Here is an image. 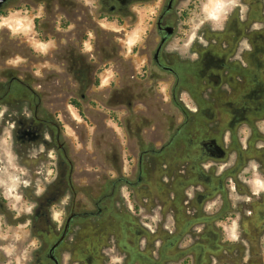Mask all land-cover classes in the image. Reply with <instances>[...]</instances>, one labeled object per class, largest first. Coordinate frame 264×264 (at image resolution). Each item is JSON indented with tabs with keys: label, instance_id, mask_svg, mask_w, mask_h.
<instances>
[{
	"label": "rangeland",
	"instance_id": "obj_1",
	"mask_svg": "<svg viewBox=\"0 0 264 264\" xmlns=\"http://www.w3.org/2000/svg\"><path fill=\"white\" fill-rule=\"evenodd\" d=\"M105 1L10 0L0 9V82L14 74L32 83L40 94L42 109L50 110L54 119L60 120L73 167V183L92 185L99 192L107 178L134 180L140 169L141 151L148 142L160 148L169 141L173 124L183 121L187 104H192L193 98L186 93L189 82L180 94L174 95L173 77L151 64V51L157 42L151 30L155 12H159L164 0L132 1L126 10L113 13ZM242 1L222 9L218 0H178L176 12L165 21L177 28L175 36L165 44L166 56L175 55L174 52L182 58L192 56L189 49L194 41L203 45L230 32L225 29L226 23L228 26L229 18L237 22L235 12ZM258 2L257 8L264 14V0ZM242 6L246 12L245 1ZM194 98L197 102L208 99L199 95ZM26 103L22 101L19 107V114L25 111L24 119L18 121L24 129L30 128ZM76 103L81 105L82 114ZM7 113L16 112L2 103L0 122ZM15 120L12 115L0 136V166L7 167L12 159L16 167L26 172L22 178L31 183L27 187L21 185L18 194L23 197L21 203L36 207L30 215L17 216L11 210L15 201L0 195V235L8 237L0 239V247L14 244L16 248L12 256L0 251V264H17L18 258L20 264H44L48 232L53 226L58 229L65 217L63 206L67 204L58 203L55 193L66 188L63 184H67L68 164L63 163L66 167L61 175L55 150L51 148L49 155H44L43 133L40 138H32L35 145L27 151L13 142L11 129ZM188 134L189 129L183 135ZM247 135L246 128L243 140ZM234 159L232 153L229 162ZM165 162H159L163 170L156 176L155 159L147 157V171L143 165V173L149 176L152 186L129 190L122 184L107 212L92 222V232L89 224L74 223L60 248L62 263L69 264L72 259L70 264H184L187 258L185 264H264V180L254 168L258 167L256 161L250 162L249 169L257 173L251 178L252 190L258 194L248 188L236 190L232 179L228 181L229 204L225 219L220 221L223 239L219 236V252L212 250L216 239L207 238L205 245L199 246L198 242H203L199 239L201 231H193L184 239L187 229L169 246L176 225L174 214L169 210L166 215L161 202L150 201L162 197L157 180H172L173 176L163 167ZM57 167L60 175L54 179ZM37 183L45 189L39 196ZM184 192L183 202L188 209L187 201L194 198V193ZM256 199L261 200L257 208ZM206 202L203 211L212 214L221 198L216 194ZM213 217L214 214L211 220ZM196 223L193 226L199 227ZM17 235L20 240L15 239ZM143 255L147 259H142Z\"/></svg>",
	"mask_w": 264,
	"mask_h": 264
},
{
	"label": "flooded vegetation",
	"instance_id": "obj_2",
	"mask_svg": "<svg viewBox=\"0 0 264 264\" xmlns=\"http://www.w3.org/2000/svg\"><path fill=\"white\" fill-rule=\"evenodd\" d=\"M9 1L6 0L1 4L0 9ZM132 1L137 0H106L105 3L108 4V10L113 13L126 10ZM244 1L248 6L246 12L242 6ZM258 3V0H243L242 3H238L236 12L234 11L237 22L233 23L231 21L233 19L229 18L230 22L225 26L230 32L226 31L220 34V39L208 41L203 45L194 41L189 50L195 58H191L192 56L182 58L178 52H174L175 55L171 54L170 57L165 54L166 43L177 32L175 26L165 21L167 16L176 12L179 2L178 0L162 2L159 12H155L151 30L155 33L154 37L157 41L151 51V64L160 72L173 77L174 95L180 94L189 82L190 86L186 89V93L193 97L192 104H187V114L183 121L178 125L173 124L169 141L164 142L160 148H155L152 142L147 143L141 151L140 169L134 180L127 177L108 179L104 175L107 179L100 192L92 185L85 187L73 183L71 179L73 167L63 139L60 120L54 119L50 110L42 109L40 94L32 83L23 81L14 74L6 81L0 82V105L5 103L9 110L16 112L7 113L2 117L0 136L14 115L16 120L11 129L13 142L27 151L29 147L35 145L32 138L37 135L40 138V134L43 133L46 141L44 155L48 156L51 148L55 150L57 163L61 165L59 167L61 175L64 174L66 167L63 163L68 164L65 172L67 184L66 182L63 184L66 188L58 190L55 195L58 203H62L65 196L69 197V202L63 206L65 214L63 224L58 229L53 226L52 231L48 232L49 241L43 251L44 264H63L60 248L72 230L73 224H89L92 228L89 232H92V222L107 212L117 189L122 184L129 190L141 189L144 185L149 188L152 186L149 176L143 173L144 167L147 171L145 163L147 157L155 159L156 176L162 172V166L158 164L164 160L167 162L163 167L166 166L165 170L173 176L172 180H166V183L156 181L162 197L150 200L161 202L165 210L162 211L166 215L169 210L174 214L176 225L174 223L173 236L169 237V246L173 243L172 239L178 237L183 229H187L185 232L188 233L184 239L192 236L193 231H201L199 239L203 242H198L199 246L205 245L207 238L216 239L217 242L213 243L216 245L212 246V250L220 251L219 236L223 237L221 234L223 226L220 221L225 219L229 204L228 181L232 179L236 190L248 188L252 193H256L252 190L254 185L251 175L257 173L249 169L252 160L258 164V167H254L260 172L257 175L264 180V26L257 25V23L264 24V14L257 8ZM233 25L235 28L231 30L230 27ZM202 35L208 38L206 33L202 32ZM147 68L146 64L143 70L146 71ZM188 74H190L189 78ZM194 95L208 99L197 102ZM22 101L27 102V110H29L27 115L30 119L28 122L30 128L26 129L18 122L19 119H24L25 111L21 110L19 114ZM217 101L220 103L217 104ZM76 107L82 114L81 105L76 103ZM244 128H247L248 135L243 140ZM188 129L189 134L185 137L183 134ZM232 153H235V159L230 163ZM59 169L56 168L58 175L54 179L60 175ZM60 186L61 183L59 188ZM187 190L194 193V198L187 201L190 204L188 209L183 202L184 191ZM216 194L221 198L219 207L212 214L205 213L203 210L206 201L213 199ZM255 202L256 208L259 207L261 200L256 199ZM195 221L198 222L196 224H199V227L193 226ZM214 226L217 228L215 229ZM163 233H160L162 237ZM162 248L161 246L158 251L160 258L163 253ZM143 256L142 259H147L146 255ZM186 260L187 258L183 260L184 264Z\"/></svg>",
	"mask_w": 264,
	"mask_h": 264
},
{
	"label": "clouds",
	"instance_id": "obj_3",
	"mask_svg": "<svg viewBox=\"0 0 264 264\" xmlns=\"http://www.w3.org/2000/svg\"><path fill=\"white\" fill-rule=\"evenodd\" d=\"M218 2H219V7H221L222 9H227L229 6H235L237 0H218ZM224 14L226 16L227 14L226 11ZM9 63L15 64L16 62L9 61ZM7 164H8L7 167L0 166V188L4 189L3 192H0V195H3L5 199H12L13 201H15V203L11 205V210L15 211L17 216L21 214L30 215L32 214L33 209L36 207V205L28 202L21 203L23 197L18 194V189L20 188L21 185L25 187L29 186L31 182L29 180L22 178L24 175H26V172L16 167L13 164L12 159H9ZM0 165H2V162H0ZM9 167L13 169L11 173L9 172ZM49 183H51V181H49ZM44 191L45 189L41 187L39 183H37L36 195L37 196L42 195ZM68 199L69 197L65 196L61 202L66 204ZM0 219H2V217H0ZM0 239L7 240L8 237L6 235H0ZM15 239L20 240L21 237L17 235L15 236ZM33 244H35V241H33ZM0 251H3L8 256H12L15 253L16 248L14 244L8 246H2L0 247ZM24 258L25 259L27 258L26 255L24 256ZM17 264H20L19 258L17 259Z\"/></svg>",
	"mask_w": 264,
	"mask_h": 264
},
{
	"label": "water",
	"instance_id": "obj_4",
	"mask_svg": "<svg viewBox=\"0 0 264 264\" xmlns=\"http://www.w3.org/2000/svg\"><path fill=\"white\" fill-rule=\"evenodd\" d=\"M6 0H0V5L3 4Z\"/></svg>",
	"mask_w": 264,
	"mask_h": 264
}]
</instances>
